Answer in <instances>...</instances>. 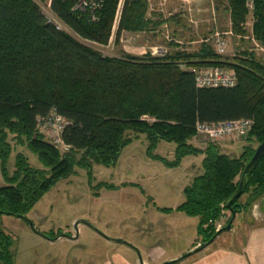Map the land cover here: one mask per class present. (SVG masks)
<instances>
[{"label":"trees","instance_id":"16d2710c","mask_svg":"<svg viewBox=\"0 0 264 264\" xmlns=\"http://www.w3.org/2000/svg\"><path fill=\"white\" fill-rule=\"evenodd\" d=\"M225 1L232 32L245 34L251 12L253 38L264 45V0H253L252 11L245 0ZM119 2L105 0L95 22L73 13L71 4L63 0H52L50 13L79 38L106 45ZM146 9V0L122 1L115 43L125 30L148 27ZM177 59L187 60L188 67L232 68L237 84L199 88L194 73L181 69ZM53 109L66 121L61 134L68 146L64 151L36 132L37 119ZM238 119L253 121L248 143L258 146L264 141V62L252 54L245 52L229 63L202 45L193 54L163 58L103 56L47 22L34 0H0V172L4 182L0 216H26L75 167L90 172L94 164L115 165L131 142V132L143 135L147 155L168 168L178 167L187 156H203L201 172L184 188V201L177 210L198 218L197 234L208 241L223 210L237 212L244 195L250 201L264 196L263 153L245 174L242 194L228 206L257 146L244 145L240 155L231 158L216 143L203 150L189 143L196 123ZM11 142L35 156L41 167L31 166L23 153H17L10 173ZM161 142L175 145L172 161L153 154ZM8 245L0 230V261H8Z\"/></svg>","mask_w":264,"mask_h":264},{"label":"rangeland","instance_id":"374dc122","mask_svg":"<svg viewBox=\"0 0 264 264\" xmlns=\"http://www.w3.org/2000/svg\"><path fill=\"white\" fill-rule=\"evenodd\" d=\"M63 1L71 4L73 13L88 18L89 22L100 18L105 5V0H99V9L82 10L79 6L75 8L79 4L78 0ZM122 1L117 6L112 36L106 45L83 40L64 26L62 29L82 45L103 56L118 58H163L152 50L158 47L164 48L166 55L193 54L202 45H207L215 53V35L219 34V38L227 41L225 52L217 55L221 60L231 63L246 52L252 54L256 61L264 62V52L256 49L251 40V12L245 23V34L236 35L231 30L225 0H146L144 20L149 23L148 27L125 30L115 43L113 33L119 21ZM34 2L44 14L49 15V10H43L46 9L47 1L44 4ZM245 2L246 5H253V0ZM229 31L232 33L224 35ZM257 44L264 47L259 42ZM177 63L183 65L182 69H188L187 60H178ZM225 68L233 71L232 68ZM128 136L131 142L122 149L115 165L104 167L94 164L90 172L75 167L71 176L59 180L37 201L26 218L50 237L61 234L74 237L76 232L73 224L85 219L108 237L120 239L138 249L144 264H162L180 258L204 242V238L197 234L198 218L189 217L177 210L184 201V188L201 172L200 159L198 156H187L178 167L168 168L147 155L148 142L143 135L135 136L129 132ZM44 139L51 143L47 137ZM243 141L245 145L257 146L255 142L248 143L246 138ZM189 143L203 150L213 142L194 133ZM11 146L12 154L7 162L10 173L14 170V157L17 153H23L31 166L41 167L36 157L24 147L14 142H11ZM174 151L173 143L161 142L153 154L172 161ZM1 185L4 182L0 172ZM240 203L242 208L235 212L231 230L222 232L219 241H229L232 235L237 239L239 234H245L246 228L264 222V196L250 201L244 195ZM231 218L232 213L223 210L215 222V232L224 228ZM0 222L1 230L9 241L8 264H33L35 260L43 264L47 260L42 259L44 249L35 245L33 232L23 219L2 215ZM41 223L43 226H40ZM81 229L78 243H65L53 248L48 254V260L52 257L59 264H89L101 258V261H105L106 257L117 252L119 256L139 264L137 253L126 244L108 241L88 226L82 225ZM196 254L176 264H189L196 258ZM7 262L2 260L0 264Z\"/></svg>","mask_w":264,"mask_h":264},{"label":"built area","instance_id":"2783aa9c","mask_svg":"<svg viewBox=\"0 0 264 264\" xmlns=\"http://www.w3.org/2000/svg\"><path fill=\"white\" fill-rule=\"evenodd\" d=\"M46 1V9L44 8L43 10L50 11V3L52 0ZM78 2L79 4H77L75 8H77L78 6L82 10H97L100 8V5L98 3L99 0H78ZM246 6L248 7V9H252L253 5L247 4ZM43 15L45 16L47 22L53 24L57 29H62V25L51 13H49V15L43 13ZM231 33L232 32L229 31L224 33V35H228ZM218 36L219 34L215 35V37H217L214 41L216 46L215 53L217 55H221L225 52L227 41L219 38ZM251 40L254 42L256 49L264 52V47L257 44L258 42L254 38H252ZM152 50L155 52L157 51L159 56L164 57L166 55V51L162 47L154 48ZM182 66V64H179V67L181 69ZM188 70L194 73L195 84L199 88L233 87L237 84V77L234 71L227 70L225 67H188ZM65 126V119L58 116L56 111L53 109L46 117L37 119L36 132L40 135H43L44 137H47L48 140H50L56 148L66 150L68 146L64 144L61 138V134ZM252 127L253 121L251 119H238L218 123H196L195 134L205 136L209 139L210 142L218 144L224 140H243L247 137Z\"/></svg>","mask_w":264,"mask_h":264},{"label":"crops","instance_id":"0c3cea01","mask_svg":"<svg viewBox=\"0 0 264 264\" xmlns=\"http://www.w3.org/2000/svg\"><path fill=\"white\" fill-rule=\"evenodd\" d=\"M244 145L245 141L243 140H224L218 143L220 152L231 158L238 157ZM202 157V155L198 156L200 163ZM262 222L254 227L246 228L245 234L241 236L239 234L237 239L232 235L229 241H219V235L209 246L198 252L199 255L196 254V258L189 264H264V222ZM42 224L43 223H41L40 226ZM81 226L82 225H79L78 227L79 234L82 232ZM35 228L39 233L46 236L42 237L32 231L34 235L32 239L35 245L44 249L42 259L46 258L47 260H45L43 264H59L54 261L55 258L53 259L51 257L48 260V254H50L53 248L62 246L65 243L75 244L79 242V236L77 239H67L59 236L50 237L47 232L39 230L37 227ZM111 255L112 256L106 257L105 261H101V258L99 261H93L89 264H134L133 261L119 256L117 252ZM66 256L68 257V255ZM35 261L37 262V260ZM36 264H38V262Z\"/></svg>","mask_w":264,"mask_h":264},{"label":"water","instance_id":"95a60500","mask_svg":"<svg viewBox=\"0 0 264 264\" xmlns=\"http://www.w3.org/2000/svg\"><path fill=\"white\" fill-rule=\"evenodd\" d=\"M264 153V141L262 143H260L253 156L251 157L250 161L248 162V164L246 165L243 173H242V176L240 177V181H239V187H238V190L237 192L235 193V195L233 196V198L230 200L228 206H230L234 201H236L240 195L242 194V189H243V183H244V177H245V174L251 169V167L255 164V162L261 157V155ZM18 218H21L23 219L24 221L27 222V224L30 226L31 230L42 236V237H46L44 234L42 233H39L35 226L33 225V223L26 218V216H16ZM235 217V212H232V218L231 220L229 221V223L222 229H219L217 230L213 236L208 240V241H204L202 243H200L199 245H197L195 248H193L192 250L188 251L187 253H185L184 255H182L180 258H175V259H172V260H169V261H165L163 262L162 264H176L180 261H183L185 260L186 258L190 257L191 255H194L202 250H204L207 246H209L222 232L224 231H230L231 230V222L233 220V218ZM79 225H85V226H88L89 228L93 229L97 234H99L101 237H103L104 239L108 240V241H111V242H114V243H121V244H126L128 247L132 248L136 253H137V256H138V263L139 264H144L143 263V260H142V257H141V253L138 249H136L135 247H132L131 245L125 243L124 241L120 240V239H113V238H110L108 237L107 235H105L103 232L99 231L98 229H96L95 227H93L89 221L85 220V219H80V220H77L74 224H73V228L76 232V235L74 237L72 236H69L67 234H61L59 237H64V238H67V239H77L78 236H79V231H78V226Z\"/></svg>","mask_w":264,"mask_h":264}]
</instances>
